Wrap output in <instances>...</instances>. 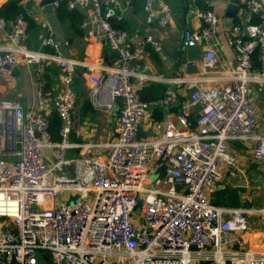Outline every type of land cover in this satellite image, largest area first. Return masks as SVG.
<instances>
[{
  "label": "built area",
  "instance_id": "obj_1",
  "mask_svg": "<svg viewBox=\"0 0 264 264\" xmlns=\"http://www.w3.org/2000/svg\"><path fill=\"white\" fill-rule=\"evenodd\" d=\"M142 1L147 24L173 27L166 0ZM61 2L85 13L79 25L84 38L103 41L116 60L90 66L64 55L48 22L39 25L41 49H32L22 14L0 18L6 40L0 80L22 64L33 66L35 80L34 110L0 99V264H36L37 251L47 264H264V231L253 233L252 247L246 243L247 215L263 217L264 206L248 210L210 200L222 178L218 168L235 165L228 142H253L252 156L264 164V136L252 103V85H264V0H241L238 23L226 38L235 58L230 70L219 64V16L189 10L203 26L183 28L176 39L182 53L200 47L188 62L197 73L176 77L144 71L146 47L159 51L161 43L149 36L130 43L125 31L113 27L111 21L121 19L118 0H55L54 7ZM50 63L59 68L56 91L45 76ZM78 67L86 69L92 108L117 114L111 142L69 140ZM147 83L163 84V96L141 100L136 86ZM176 104L177 112H170ZM50 111L60 120L59 141L49 131ZM155 112L163 118L156 120ZM143 120L151 135L137 139ZM100 145L108 148L104 157L93 152Z\"/></svg>",
  "mask_w": 264,
  "mask_h": 264
},
{
  "label": "crops",
  "instance_id": "obj_2",
  "mask_svg": "<svg viewBox=\"0 0 264 264\" xmlns=\"http://www.w3.org/2000/svg\"><path fill=\"white\" fill-rule=\"evenodd\" d=\"M7 0H0V6ZM128 0H118L116 6L117 15L123 22V31L127 33L130 43H134L145 37H152L159 41L160 50L155 51L151 46H147L142 58L144 71L163 77H176L182 74L193 75L197 69L191 66L189 59L198 57L200 47L192 48L182 53L178 50V40L176 37L183 28L197 30L203 26V23L195 18L189 10L208 8L219 16V25L217 32V51L219 64L225 69H232L235 66L233 50L227 45L226 38L229 28L223 24V14L227 4L220 1L207 3L204 0H166L173 12V27L159 28L153 24L145 22L143 11V1L135 0L127 3ZM135 2V3H134ZM19 3L26 8L27 15L34 22V27L28 30L26 44L35 50H40L39 39L43 33L39 27L41 22H48L54 28L55 40L59 43L62 53L73 57L78 61L84 62L90 66L99 64L112 65L115 63L116 54L107 49L103 41L86 40L84 36H79L71 29L68 22L57 20L53 4L42 5L41 0H19ZM134 3V4H133ZM241 5V4H240ZM240 7V6H239ZM239 9V8H238ZM83 12V11H82ZM83 14H85L83 12ZM238 10L233 23H238ZM254 22H259L260 18L255 16ZM264 32V19L261 20ZM6 43L5 36L0 31V45ZM107 52V58H104V52ZM161 54L175 59L172 63V73L168 75L163 65ZM253 65L257 66L256 63ZM33 66L20 65L14 72V75L6 80H0V99H17L25 110L35 109V80ZM45 76L48 80V88L56 91L59 86V68L54 64H45ZM86 69L78 67L73 78V88L76 92V101L71 110L72 124L69 140L72 144L84 143H108L115 138L116 112L101 113L94 110L88 103V85L85 82ZM149 84V83H147ZM147 84L143 85L146 86ZM163 85V84H161ZM143 86H136V92ZM164 86V85H163ZM252 103L258 119L257 132L264 136V85L253 84ZM185 98L181 97L180 101ZM177 104L174 110L177 112ZM194 112V110H193ZM52 113L50 111L48 116ZM163 114V113H162ZM194 119V113L189 116ZM149 124L146 120L140 123V128L147 131ZM230 152L235 158L233 167H219L222 175L214 191L210 195L212 204L221 207H242L248 210H254L264 206V189L256 186L258 179L264 181V164L254 160L252 156L253 142L230 141L228 142ZM77 149L68 150L70 157ZM93 152L98 156L104 157L108 148L100 145L93 148ZM63 198L59 196L58 199ZM250 226V233L246 236V243L253 246V233L264 231V216L249 213L247 215ZM264 242V240H263Z\"/></svg>",
  "mask_w": 264,
  "mask_h": 264
},
{
  "label": "trees",
  "instance_id": "obj_3",
  "mask_svg": "<svg viewBox=\"0 0 264 264\" xmlns=\"http://www.w3.org/2000/svg\"><path fill=\"white\" fill-rule=\"evenodd\" d=\"M136 1L138 0H135V2ZM201 10L206 11L209 9L201 8ZM18 14H22L25 17V19L28 21V30L34 27L35 25L34 22L27 15L26 8L19 3V0H7L4 4L0 6V18H2L5 21H9L13 19ZM55 15L58 21L68 22L73 32H75L79 36H83V32L79 29V25L84 19V14L82 11L68 10L65 6V3L61 2L60 5L56 8ZM111 24L114 28L119 30H122L124 28L122 21L112 20ZM252 59L255 64L257 59L256 52L253 54ZM164 88L165 87L161 84L149 83L146 86H143L140 89H138L136 93L141 100L151 101L161 98L163 96ZM174 109L175 108H173L172 110ZM153 116L156 120H161L163 118V114L161 112H155ZM48 120H49V131L52 139L54 141H59L58 130L60 125V120L58 116L56 115L55 112H52L48 116ZM188 121H189V127L193 128L195 126L194 119H188Z\"/></svg>",
  "mask_w": 264,
  "mask_h": 264
},
{
  "label": "water",
  "instance_id": "obj_4",
  "mask_svg": "<svg viewBox=\"0 0 264 264\" xmlns=\"http://www.w3.org/2000/svg\"><path fill=\"white\" fill-rule=\"evenodd\" d=\"M55 0H41V4L42 5H50L53 4ZM207 3H211L213 1H220V2H224L227 4L226 6V10L223 14V24L225 28H231L234 23V18L236 16V12L241 4V0H204ZM161 59L163 62V65L165 67V70L167 72L168 75H171L172 73V63L173 60L175 59V57H173V54L171 55V57H167L164 54H161ZM104 58H107V52H104ZM151 132L147 131V132H143L141 130V128L139 127L136 133V137L137 139L139 138H143V137H147L150 136ZM67 172L70 174V176H72V169L71 166H68L66 168ZM71 181H73V179H71ZM256 186H261L262 189H264V181L258 179ZM36 264H47L46 258L44 256V254L41 251H37L36 252Z\"/></svg>",
  "mask_w": 264,
  "mask_h": 264
}]
</instances>
